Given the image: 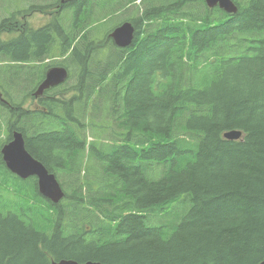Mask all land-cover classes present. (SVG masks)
I'll list each match as a JSON object with an SVG mask.
<instances>
[{
    "label": "trees",
    "instance_id": "trees-1",
    "mask_svg": "<svg viewBox=\"0 0 264 264\" xmlns=\"http://www.w3.org/2000/svg\"><path fill=\"white\" fill-rule=\"evenodd\" d=\"M92 1L70 4L66 23L0 20V149L19 131L64 191L52 203L0 154V264L258 263L264 0H233L231 15L203 0H95L91 18ZM123 21L135 32L118 47L108 34ZM53 65L66 81L36 97Z\"/></svg>",
    "mask_w": 264,
    "mask_h": 264
},
{
    "label": "water",
    "instance_id": "water-1",
    "mask_svg": "<svg viewBox=\"0 0 264 264\" xmlns=\"http://www.w3.org/2000/svg\"><path fill=\"white\" fill-rule=\"evenodd\" d=\"M209 7L218 5L226 12H235L236 7L231 0H204ZM113 43L118 47H127L131 44L134 36L133 25L125 21L116 26L109 34ZM68 76L64 67L53 66L47 70L43 81L39 84L35 95H40L45 89L63 83ZM223 136L227 139H238L241 132L233 130L225 132ZM2 160L8 170L20 178L34 176L37 180L38 193L57 203L63 197V190L55 175L49 172L45 166L35 159L25 148L23 135L19 131H13L11 139L0 149ZM50 264H105L100 261L87 260L78 262L74 259L61 258L52 260ZM256 264H264V257Z\"/></svg>",
    "mask_w": 264,
    "mask_h": 264
},
{
    "label": "flooded vegetation",
    "instance_id": "flooded-vegetation-1",
    "mask_svg": "<svg viewBox=\"0 0 264 264\" xmlns=\"http://www.w3.org/2000/svg\"><path fill=\"white\" fill-rule=\"evenodd\" d=\"M27 1L26 7L18 6L15 9L14 21L15 23H29V19L32 17V14L35 16V13L40 14V17L46 19L41 25L36 26L40 27L46 25L48 23H58L60 22H67L68 19V12L70 11L71 6H77L78 0H39L41 3H30V0ZM35 1V0H31ZM80 1V0H79ZM95 3V1H92ZM95 9V6L92 7ZM37 14V15H38ZM30 17V18H29Z\"/></svg>",
    "mask_w": 264,
    "mask_h": 264
},
{
    "label": "rangeland",
    "instance_id": "rangeland-1",
    "mask_svg": "<svg viewBox=\"0 0 264 264\" xmlns=\"http://www.w3.org/2000/svg\"><path fill=\"white\" fill-rule=\"evenodd\" d=\"M12 0H6V5H4V6H1L2 8H0V20H2L3 19V17H6V16H10L11 15V13L13 12V11H15V9L20 5V6H22V7H26L27 6V4H29L27 1H24V0H20V2L18 3V2H13V3H10ZM2 2V0H0V3ZM32 2H35V3H41V1H39V0H35V1H31L30 0V3H32ZM125 5V4H124ZM93 7V6H92ZM131 8H130V6L129 7H127V6H124L122 9H120L119 11H117L116 12V15L115 16H112V17H107L106 19H107V23H110V21L112 20V19H114L115 20V22H117L119 19H124V18H126L129 14H131ZM36 15L34 16L33 14H32V17L29 19V24H30V26H32V27H36V26H39V25H41L46 19H43V17H40L39 15L40 14H38V13H35ZM38 14V15H37ZM95 22V21H94ZM111 24V23H110ZM1 37L2 38H7V35L5 34V33H2L1 34Z\"/></svg>",
    "mask_w": 264,
    "mask_h": 264
},
{
    "label": "bare ground",
    "instance_id": "bare-ground-1",
    "mask_svg": "<svg viewBox=\"0 0 264 264\" xmlns=\"http://www.w3.org/2000/svg\"><path fill=\"white\" fill-rule=\"evenodd\" d=\"M36 88V87H35ZM34 91H35V89H34ZM30 93V92H29ZM29 95V94H28ZM54 174V173H53ZM55 175V174H54ZM56 177V176H55ZM57 179V178H56ZM57 181H58V179H57ZM58 183H59V181H58ZM60 184V183H59Z\"/></svg>",
    "mask_w": 264,
    "mask_h": 264
}]
</instances>
